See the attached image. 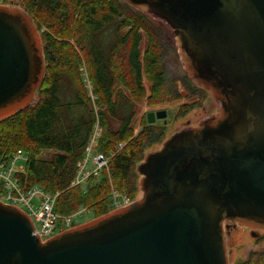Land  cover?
I'll list each match as a JSON object with an SVG mask.
<instances>
[{
	"label": "water",
	"instance_id": "water-1",
	"mask_svg": "<svg viewBox=\"0 0 264 264\" xmlns=\"http://www.w3.org/2000/svg\"><path fill=\"white\" fill-rule=\"evenodd\" d=\"M118 1L169 27L218 111L143 157L139 200L45 242L0 201V264H230L226 223L264 231V0ZM44 73L32 17L0 5V122L35 101Z\"/></svg>",
	"mask_w": 264,
	"mask_h": 264
},
{
	"label": "trees",
	"instance_id": "trees-1",
	"mask_svg": "<svg viewBox=\"0 0 264 264\" xmlns=\"http://www.w3.org/2000/svg\"><path fill=\"white\" fill-rule=\"evenodd\" d=\"M18 1L38 30H48L43 46L45 73L36 101L0 122V156L9 157L16 150L25 153L21 185L57 194V215L68 217L84 208L92 219L103 216L109 213L110 182L115 190L135 200L136 166L145 149L160 140L158 128L143 120L146 125L137 133L133 122L136 105L146 100L147 105L155 106L171 97L162 74V45L143 16L118 0ZM124 29L127 32L122 34ZM141 30L149 39L143 55ZM80 52L88 60V79L100 107L97 116L103 135L99 152L108 156L117 143H126L109 161V175L104 170L97 182L91 178L84 195L80 189L70 188L95 121L87 90L78 77ZM144 80L150 83L146 98ZM119 82L128 95L115 93ZM112 123L118 126L112 127ZM43 151L53 155L42 159ZM236 264H264V250L249 252Z\"/></svg>",
	"mask_w": 264,
	"mask_h": 264
},
{
	"label": "rangeland",
	"instance_id": "rangeland-1",
	"mask_svg": "<svg viewBox=\"0 0 264 264\" xmlns=\"http://www.w3.org/2000/svg\"><path fill=\"white\" fill-rule=\"evenodd\" d=\"M0 5H18L20 7L21 3L18 0H0ZM136 13L139 16H143L146 25L151 29V31L156 34L158 41H160L162 44V74L164 76L166 85L171 92V97L168 98L165 103L158 104L155 106H149L146 104L147 102L145 100L146 103H141L139 105H136L135 107V119L133 123L135 125V131L137 133L142 130V128L146 125L143 124L144 121H146V115L148 113H155L158 111H165L167 113L166 121H164V119L157 120L155 121V123L152 124L153 126L159 129L160 140L145 149L143 153V155L145 156L150 152L158 150L161 146V143L173 133L182 130L186 127L195 126L202 119L214 115L218 111V106L214 103L211 96L204 90L197 87L184 72L181 60L176 50V46L174 44L173 34L169 27L164 22L155 19L149 15H145L137 11ZM47 32L48 30L44 27L38 30V33L42 40V46H44L46 43V38L44 37ZM126 32L127 29H124L122 31V34H125ZM140 34V52L141 55H143L145 49L148 47L149 39L147 34H145L144 30H141ZM70 42L71 44H73L72 40H70ZM87 61V58H85L83 53L80 52L77 72L78 77L81 79L82 83L84 79H88L89 68ZM143 86L146 92V98L149 95L150 83L144 80ZM114 91L115 93L117 91H123L125 94L128 95L127 90L120 82L116 84ZM172 97L176 98V100L173 101ZM183 107L187 110H184L182 114L179 115V113L184 109ZM99 111L100 107L95 104V107L93 109L94 115H96L97 112L99 113ZM117 126L118 124L112 123V127L116 128ZM52 155L53 152L43 151L40 157L42 159H49ZM24 165L25 163L18 162L19 167ZM139 179L140 177L137 176L135 180L137 186L135 200H139V198L141 197V193L138 188ZM98 180L99 178L95 181L97 182ZM110 209L111 208L108 207L109 212H111ZM91 219V214L87 213L75 225L84 224L86 222H89ZM58 232L56 234H58ZM230 233L231 234L227 235V250L229 253L230 264H236L240 261L245 260L249 252L264 250V235H261L260 237L261 233L252 234L250 233V230L244 229L238 225Z\"/></svg>",
	"mask_w": 264,
	"mask_h": 264
},
{
	"label": "built area",
	"instance_id": "built-area-1",
	"mask_svg": "<svg viewBox=\"0 0 264 264\" xmlns=\"http://www.w3.org/2000/svg\"><path fill=\"white\" fill-rule=\"evenodd\" d=\"M83 86L87 90L94 109L96 97L92 94V85L88 79H84ZM103 135V128L98 120L97 114L91 127L88 140L84 149L82 159L76 164V171L70 188L76 187L81 190L82 195L86 193L91 185L90 179H98L102 171L108 172V163L126 143H117L114 150L108 156L99 152L100 140ZM27 156L21 150H16L11 156H0V201L4 204L14 206L24 211L31 219L38 238L45 242L52 238L58 231L68 230L77 224L88 210L81 208L68 217H62L55 213L54 205L57 198L44 192L41 188L33 186L26 189L21 185L20 175H25V165L19 167L18 162L26 164ZM132 201L124 193L115 190L110 184L108 207L111 211L127 206ZM79 225V224H78ZM61 230V231H60Z\"/></svg>",
	"mask_w": 264,
	"mask_h": 264
},
{
	"label": "flooded vegetation",
	"instance_id": "flooded-vegetation-1",
	"mask_svg": "<svg viewBox=\"0 0 264 264\" xmlns=\"http://www.w3.org/2000/svg\"><path fill=\"white\" fill-rule=\"evenodd\" d=\"M160 42V41H159ZM161 43V42H160ZM162 45V44H161ZM167 114V113H166ZM166 117H167V115H166ZM155 121H157V120H155ZM164 121H166V119L164 120ZM155 123V122H154ZM150 125H152V124H150ZM226 229H225V235H226V245H227V235H229V234H231L230 232L232 231V230H234L236 227H237V224H233V223H226ZM243 228V227H242ZM244 229H246V228H244ZM248 230H250V233H252V234H255V233H261L260 234V237H261V235H264V231H255V230H251V229H248Z\"/></svg>",
	"mask_w": 264,
	"mask_h": 264
}]
</instances>
